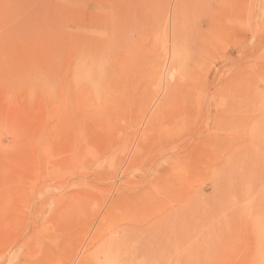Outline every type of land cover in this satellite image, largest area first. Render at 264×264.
<instances>
[{
    "label": "rangeland",
    "instance_id": "374dc122",
    "mask_svg": "<svg viewBox=\"0 0 264 264\" xmlns=\"http://www.w3.org/2000/svg\"><path fill=\"white\" fill-rule=\"evenodd\" d=\"M0 264H264V0H0Z\"/></svg>",
    "mask_w": 264,
    "mask_h": 264
},
{
    "label": "bare ground",
    "instance_id": "6f19581e",
    "mask_svg": "<svg viewBox=\"0 0 264 264\" xmlns=\"http://www.w3.org/2000/svg\"><path fill=\"white\" fill-rule=\"evenodd\" d=\"M178 18V17H177ZM253 186V185H252Z\"/></svg>",
    "mask_w": 264,
    "mask_h": 264
}]
</instances>
